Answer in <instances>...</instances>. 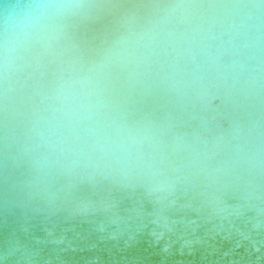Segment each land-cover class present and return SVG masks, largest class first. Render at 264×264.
I'll use <instances>...</instances> for the list:
<instances>
[{"label": "clouds", "instance_id": "obj_1", "mask_svg": "<svg viewBox=\"0 0 264 264\" xmlns=\"http://www.w3.org/2000/svg\"><path fill=\"white\" fill-rule=\"evenodd\" d=\"M5 214L0 264L54 219L264 238V0H0Z\"/></svg>", "mask_w": 264, "mask_h": 264}, {"label": "water", "instance_id": "obj_2", "mask_svg": "<svg viewBox=\"0 0 264 264\" xmlns=\"http://www.w3.org/2000/svg\"><path fill=\"white\" fill-rule=\"evenodd\" d=\"M0 222L5 236L19 228L7 214ZM46 227L47 237L40 226L30 233L41 237L33 242L41 249V264H264V238L217 231L191 216L178 215L162 235L137 224L113 238L87 220L54 219Z\"/></svg>", "mask_w": 264, "mask_h": 264}]
</instances>
